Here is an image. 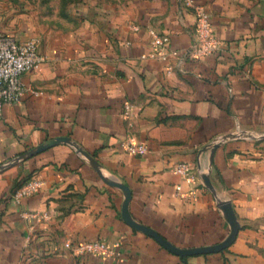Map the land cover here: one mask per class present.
Here are the masks:
<instances>
[{
    "label": "crops",
    "instance_id": "obj_1",
    "mask_svg": "<svg viewBox=\"0 0 264 264\" xmlns=\"http://www.w3.org/2000/svg\"><path fill=\"white\" fill-rule=\"evenodd\" d=\"M193 1L220 39L201 57L185 54L194 15L184 0H0V32L38 36L43 57L22 78L38 92L0 113V164L9 162L0 168V264H264V0ZM149 27L170 36L163 57L150 55ZM58 135L128 186L136 222L180 247L213 244L230 231L218 205L228 199L240 224L234 240L174 253L124 220V189L68 142L18 158ZM122 140L147 150L127 152ZM180 161L196 169L194 184L174 170ZM32 176L44 185L12 202ZM177 184L196 191L183 196ZM84 239H103L113 253H76Z\"/></svg>",
    "mask_w": 264,
    "mask_h": 264
},
{
    "label": "built area",
    "instance_id": "obj_2",
    "mask_svg": "<svg viewBox=\"0 0 264 264\" xmlns=\"http://www.w3.org/2000/svg\"><path fill=\"white\" fill-rule=\"evenodd\" d=\"M184 3L191 7L194 15L192 27V40L186 48L185 54L192 57H201L206 54L216 52L220 48V39L213 32L209 14L202 4L195 3L193 0H184ZM150 44L153 46L152 56L163 57L164 49L170 42L167 32L155 27H149ZM39 38L36 35L27 38H17L11 33L0 32V113L5 104L18 102L23 93L30 90L33 93L38 91L26 86L23 82V74L37 67L42 61V55L38 52ZM146 54H142L145 56ZM170 67L167 68V72ZM131 104L124 102V113H127ZM122 147L130 153L142 154L147 150L144 142L132 140H122ZM174 170L190 184H194L198 173L194 166L186 161L177 162ZM45 183V179L39 176L28 177L19 185L14 187L9 198L15 204H20L25 196H28ZM177 191L183 196L188 197L196 191L195 186H191L187 192H181L180 184L176 186ZM30 215L31 212H24ZM66 246H71L70 240L65 242ZM73 250L78 253H94L100 255L112 254V247L103 239H84L75 244Z\"/></svg>",
    "mask_w": 264,
    "mask_h": 264
},
{
    "label": "water",
    "instance_id": "obj_3",
    "mask_svg": "<svg viewBox=\"0 0 264 264\" xmlns=\"http://www.w3.org/2000/svg\"><path fill=\"white\" fill-rule=\"evenodd\" d=\"M231 135L232 134H224L221 136L220 140L222 138H226L227 136H231ZM59 141H65V142H68L69 144H71L72 146H74L76 152L84 155L87 158V160L94 166V168L96 170H98L102 175L105 176V179L109 183L118 185L121 188H123L124 192H125V197H124V202H123V207H122V216H123L124 220L128 224H130L131 226L146 231L148 234L153 236L160 244H162L164 247L171 250L172 252L177 253V254H193V253L217 251V250H220V249L228 246L234 240L240 224L236 218V214L234 212V209H233V207H232V205L228 199L219 200L218 205L222 208V210H223V212H224V214H225V216H226V218L230 224V231L225 238H223L222 240H220L216 243H213V244L197 246V247H180V246L175 245L174 243H172L168 239H166L164 236H162L156 230H154V229H152V228H150L144 224L136 222L135 220H133L130 217L129 211H128V201H129L130 196H131L130 189L128 188V186L126 184H123L121 182H118V181L113 180V179L109 178L108 176H106L102 172L99 162L96 159H94V157L91 156L85 149H83L81 146H79V144H77V142L72 140L67 135H58V136H54L52 138H49V139L45 140L44 142L40 143L39 145H37L33 148H30L29 150H26L25 152L21 153L18 156V158H22V157L27 156L31 153L42 150V149H44V148H46V147H48L54 143H57ZM218 141L219 140H213V141L208 142L207 144H205L203 149L211 148V150L213 151L214 148L218 145ZM8 164H9V162H5L3 164H0V168H3ZM200 177H201L203 183L207 187H209L211 190H214L213 184H212L210 177L207 173L200 172Z\"/></svg>",
    "mask_w": 264,
    "mask_h": 264
},
{
    "label": "rangeland",
    "instance_id": "obj_4",
    "mask_svg": "<svg viewBox=\"0 0 264 264\" xmlns=\"http://www.w3.org/2000/svg\"><path fill=\"white\" fill-rule=\"evenodd\" d=\"M73 1H78V0H73ZM80 1V0H79ZM62 2H64V0H50V3L53 5V6H60V5H63ZM65 3V2H64ZM77 5V4H76Z\"/></svg>",
    "mask_w": 264,
    "mask_h": 264
},
{
    "label": "trees",
    "instance_id": "obj_5",
    "mask_svg": "<svg viewBox=\"0 0 264 264\" xmlns=\"http://www.w3.org/2000/svg\"><path fill=\"white\" fill-rule=\"evenodd\" d=\"M25 179H27V178H24V179L20 180V181L16 184V186L19 185V184H20L23 180H25ZM16 186H15V187H16Z\"/></svg>",
    "mask_w": 264,
    "mask_h": 264
}]
</instances>
